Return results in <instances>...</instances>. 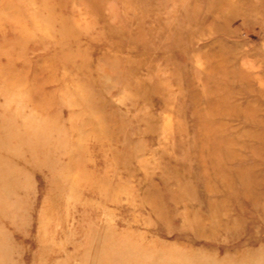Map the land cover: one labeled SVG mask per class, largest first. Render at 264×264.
<instances>
[{
    "label": "rangeland",
    "instance_id": "rangeland-1",
    "mask_svg": "<svg viewBox=\"0 0 264 264\" xmlns=\"http://www.w3.org/2000/svg\"><path fill=\"white\" fill-rule=\"evenodd\" d=\"M0 264H264V0H0Z\"/></svg>",
    "mask_w": 264,
    "mask_h": 264
}]
</instances>
